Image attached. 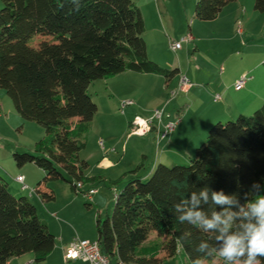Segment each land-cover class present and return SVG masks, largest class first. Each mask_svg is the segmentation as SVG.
I'll return each mask as SVG.
<instances>
[{
    "label": "trees",
    "instance_id": "1",
    "mask_svg": "<svg viewBox=\"0 0 264 264\" xmlns=\"http://www.w3.org/2000/svg\"><path fill=\"white\" fill-rule=\"evenodd\" d=\"M1 1L0 89L22 118L45 129L35 152H15V161L19 167L34 163L45 171L36 191L46 202L56 199L45 187L51 181L64 180L73 191L86 193L92 188L85 189L87 184L105 180L102 175H85L88 163L79 156L98 111L88 94L91 83L126 71L162 75L170 81L179 69H165L149 58L145 20L133 0H79L78 11L72 0ZM232 1L198 0L195 17L214 20ZM255 9L263 12L264 0H255ZM36 35L41 39L34 44ZM144 169L143 160L119 179H109L118 185L130 176L116 194L113 214L97 221L102 253L113 264H162L164 259L154 254H141L150 233L156 232L166 257L182 252L193 264L202 256L198 245L216 244L218 233L180 223L173 205L207 186L209 200L201 201L197 210L211 218L227 207L239 210L236 205L214 204L211 192L235 195L242 205L254 182L264 191V103L248 117L239 115L213 126L189 164H159L150 175L142 174ZM55 246L56 236L38 217L35 205L25 196L16 197L0 173V264L28 253L39 263Z\"/></svg>",
    "mask_w": 264,
    "mask_h": 264
},
{
    "label": "rangeland",
    "instance_id": "2",
    "mask_svg": "<svg viewBox=\"0 0 264 264\" xmlns=\"http://www.w3.org/2000/svg\"><path fill=\"white\" fill-rule=\"evenodd\" d=\"M133 1L140 7L145 20L144 38L149 58L168 70L180 68L191 87L188 91L179 90V76L178 83L174 79L173 88L165 89V76L136 71L91 83L88 94L97 104L98 111L86 133V147L79 156L88 163L84 168L85 175H104L107 179L84 187L98 189L91 200L84 192L73 191L71 184L64 180L48 182L45 187L56 197L48 202L36 191L45 171L34 163L19 167L14 158L15 152L34 153L35 144L45 135V129L22 118L6 91L0 89V105L3 106L0 166L9 170L22 169L26 184L34 193L30 196V189L24 191L22 185L16 183L18 192L14 195L27 197L35 205L38 217L48 223L56 236V246L45 260L36 263L33 254L28 253L11 258L7 264H86L78 259L66 260L65 249L74 238L98 239L97 221L113 214L116 194L130 176L118 185H112L109 179H119L143 160L142 174L149 175L159 164L168 167L189 164L213 126L220 121H235L239 115L248 117L264 103V11L255 9V0L232 1L211 21L195 17L198 0ZM2 6L0 0V9ZM230 7L236 13L231 17ZM188 36L192 40L184 42L181 50L171 49V41H182ZM40 39V35L34 36L33 43L37 44ZM244 75L250 78L249 84L237 90L235 84ZM216 95L220 96L217 101ZM125 100L135 103L122 110ZM156 109H165L164 122L181 118L176 131L160 142L156 129L145 136L132 134L130 125L134 117L150 118ZM154 125L158 127L157 120ZM103 157L113 165L104 167L100 163ZM3 177L13 183L12 176L3 174ZM161 240L156 232H151L141 254H154L164 259L162 264H189L182 252L172 258L166 257V251L160 249ZM222 262L217 255L202 264Z\"/></svg>",
    "mask_w": 264,
    "mask_h": 264
},
{
    "label": "clouds",
    "instance_id": "3",
    "mask_svg": "<svg viewBox=\"0 0 264 264\" xmlns=\"http://www.w3.org/2000/svg\"><path fill=\"white\" fill-rule=\"evenodd\" d=\"M75 10L80 7L79 0H72ZM209 188L206 186L191 198H183L173 205L179 215L180 223H188L202 229L204 232L214 230V245L201 242L196 251L202 256L193 264H202L203 258L218 255L225 264H264V191L262 186L254 182L251 191L244 193L245 203L239 204L235 195L227 196L223 191L211 192V200L217 205H236L239 210L232 211L231 207L222 212H213L211 218L197 210L201 201L209 200ZM251 194V195H250Z\"/></svg>",
    "mask_w": 264,
    "mask_h": 264
},
{
    "label": "built area",
    "instance_id": "4",
    "mask_svg": "<svg viewBox=\"0 0 264 264\" xmlns=\"http://www.w3.org/2000/svg\"><path fill=\"white\" fill-rule=\"evenodd\" d=\"M191 36L185 37L182 41H171L170 47L173 51H178L183 48L184 42H191ZM250 80V78L244 75L241 79L237 80L235 84V88L237 90L242 89L246 83ZM191 87V84L186 76L180 74L179 81V90L188 91ZM174 94V92H173ZM215 100H219L220 96L216 95ZM135 102L133 100H125L122 102L121 108L124 110L126 107L133 105ZM164 111L165 109H156L150 118H145L142 115H136L131 122L132 134L145 136L153 129L157 130V139L158 141H162L166 139L173 131H175L177 125L181 121V118H178L177 121H168L164 122ZM3 112V107L0 105V114ZM158 121V127H155V121ZM103 144V142H101ZM16 180L22 185V190H29V186L25 182V177L20 175L16 178ZM82 188V185L79 184ZM34 193L33 190H29L30 196ZM98 193V189L92 187L88 189L85 193L86 196L91 200L94 195ZM66 260H81L86 264H113L110 257L102 253L100 244L98 240H89V239H81L74 238L68 246H66ZM118 264H140L137 262H120Z\"/></svg>",
    "mask_w": 264,
    "mask_h": 264
},
{
    "label": "crops",
    "instance_id": "5",
    "mask_svg": "<svg viewBox=\"0 0 264 264\" xmlns=\"http://www.w3.org/2000/svg\"><path fill=\"white\" fill-rule=\"evenodd\" d=\"M230 9V11H232L233 12V14H230V17L231 16H233L234 14H236L235 13V11L233 10V9H231V7L229 8ZM148 46V45H147ZM179 69V73L176 75V76H174L172 79H170V81H165V89L167 88V89H169V88H173V87H171V86H173V82H174V79H176V82L178 83V80H179V76H180V74H181V69L180 68H178ZM157 75V74H156ZM176 77V78H175ZM248 84H249V82H247L246 83V86H248ZM245 86V87H246ZM241 90V89H240ZM169 92V91H168ZM165 94H166V92H165ZM165 94L163 95V98H165ZM249 98V97H248ZM176 131V130H175ZM100 163H102V165L104 166V167H109V166H112L113 164L111 163V161L107 158V157H103V159L100 161ZM22 170V169H21ZM21 170H17L16 168H13V169H11V170H9L8 168H6V167H3L2 165L0 166V173L3 175V174H5V175H7V176H12L13 177V183L11 184V183H9L8 182V186H9V189L11 190L12 188H13V190H11V192L13 193V194H17L16 192H18L17 190V187H16V183H19L17 180H16V178L18 177V176H20V175H23L24 177H25V182H26V180H27V178H26V174L25 173H22V171ZM17 174V175H16ZM105 179H107V177L106 176H104V175H102ZM92 187H94V186H92ZM16 190V191H15ZM14 258H16V257H14ZM34 258V257H33ZM69 261V260H68Z\"/></svg>",
    "mask_w": 264,
    "mask_h": 264
}]
</instances>
